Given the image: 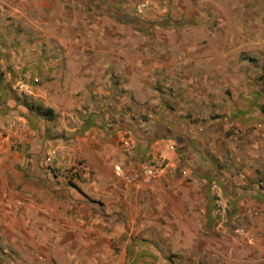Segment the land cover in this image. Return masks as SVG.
Here are the masks:
<instances>
[{
    "label": "rangeland",
    "instance_id": "1",
    "mask_svg": "<svg viewBox=\"0 0 264 264\" xmlns=\"http://www.w3.org/2000/svg\"><path fill=\"white\" fill-rule=\"evenodd\" d=\"M166 1L135 10L162 12V19L155 23L163 29L160 41L166 46L165 31L171 30L168 45L178 50L170 53L169 61L175 67L187 66L177 69L176 76L167 74L177 84L157 88L177 95L189 88L194 98L201 96L208 116L196 118L197 123L204 122L206 127V122L216 123L236 145L234 150L228 148L231 142L226 143V158L232 163L240 160L236 174L244 173L246 167L251 173L240 187L251 191L252 204L259 208L264 205V0H191L187 6L179 0ZM46 3L0 0V264H58L57 256H77L66 260L67 264H167L149 260L151 256L144 260L139 256L143 247L134 239L126 242L122 234L109 239L97 234L89 237L90 232L83 229L84 237L76 235L79 226L121 222V214L107 212V205L111 200L121 204L122 195L107 198L105 192L112 184L122 189L133 183L116 176L114 167L137 152H122L125 137L137 140L125 132L112 157L114 182L104 176L97 180L100 170L91 164L90 147H76L71 136L58 128L55 115L49 119L37 111V107L48 108L35 96L40 82L29 84L28 75L46 55ZM158 72L155 76L160 77ZM234 112L240 116L237 126ZM154 113L132 116L138 120L134 126L144 133L151 131ZM59 137L64 140L62 146L49 144ZM158 159L164 160L165 169L163 157L138 158L125 168L140 169ZM48 205L52 210L46 211ZM229 205L224 197H216L217 209L233 233L253 225L244 211L229 212ZM254 216L260 214L254 212ZM94 230L105 232L103 227ZM58 233L61 244L55 239ZM175 254L170 252L164 259L184 264Z\"/></svg>",
    "mask_w": 264,
    "mask_h": 264
},
{
    "label": "crops",
    "instance_id": "2",
    "mask_svg": "<svg viewBox=\"0 0 264 264\" xmlns=\"http://www.w3.org/2000/svg\"><path fill=\"white\" fill-rule=\"evenodd\" d=\"M161 1L47 0L45 4L49 17L46 55L28 75V82H40L36 98L53 110L58 128L71 136L76 147H90L91 164L100 170L96 179L104 176L114 182L112 157L125 132L134 134L138 149L132 159L115 165L116 176H120L119 168L138 158L166 160L164 171L150 183L138 179L122 189L113 184L107 188V198L122 195L121 204L111 200L107 205V212L121 214V222L79 226L76 235L84 237L83 229L90 232L89 237L97 234L109 239L122 234L126 242L134 239L143 247L139 256L144 260L151 256L149 260L167 264L164 256L170 252H176L177 261L184 259V264H264V205H253L251 191L240 187L243 178L252 175L247 167L244 173L234 172L242 165L239 159L232 163L226 158V143L232 140L216 123L206 122L208 127L197 123L196 118L208 116V111L191 89L177 95L157 88L177 84L167 74L176 76L177 69L187 67L183 63L175 67L169 61L170 53L178 50L168 45L171 30L165 31L166 46L160 41L163 29L155 23L162 19V12L135 11L136 6L143 10L147 4L158 7ZM179 1L185 6L192 3ZM158 71L160 77L155 76ZM146 111L155 112L156 121H150L152 130L144 133L133 117ZM234 118L237 126L240 116L234 112ZM63 141L59 137L48 142L62 146ZM231 143L228 148L235 150ZM217 196L230 203L229 212L244 211L253 225L233 233L217 209ZM52 208L48 205L46 211ZM254 212L260 216L253 217ZM99 227L105 232L94 230ZM60 237L59 233L55 237L59 244ZM57 257L58 264H67L66 260L77 256Z\"/></svg>",
    "mask_w": 264,
    "mask_h": 264
},
{
    "label": "built area",
    "instance_id": "3",
    "mask_svg": "<svg viewBox=\"0 0 264 264\" xmlns=\"http://www.w3.org/2000/svg\"><path fill=\"white\" fill-rule=\"evenodd\" d=\"M137 150V143L129 136L125 137L122 152L125 155H130ZM165 162L162 159L154 160L151 163L143 164L140 169L130 168L127 170L125 167L119 168V175L125 178L128 182L141 179L144 183H150L157 179L163 171Z\"/></svg>",
    "mask_w": 264,
    "mask_h": 264
},
{
    "label": "trees",
    "instance_id": "4",
    "mask_svg": "<svg viewBox=\"0 0 264 264\" xmlns=\"http://www.w3.org/2000/svg\"><path fill=\"white\" fill-rule=\"evenodd\" d=\"M36 109L40 114L46 116L49 119L53 118L54 116V112L52 109H44L42 107H37Z\"/></svg>",
    "mask_w": 264,
    "mask_h": 264
}]
</instances>
